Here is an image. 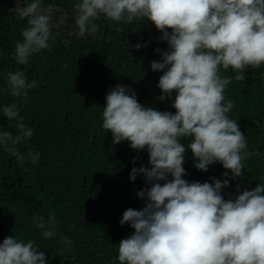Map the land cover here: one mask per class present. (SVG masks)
Masks as SVG:
<instances>
[{"label":"clouds","instance_id":"9594fccd","mask_svg":"<svg viewBox=\"0 0 264 264\" xmlns=\"http://www.w3.org/2000/svg\"><path fill=\"white\" fill-rule=\"evenodd\" d=\"M74 10L81 36L95 34V21L101 17L116 23L148 20L170 48L156 50L162 62H152L151 69L163 72L158 83L162 98L176 93L175 114L142 106L121 85L108 92L102 112V128L111 133L112 144L128 141L134 150L147 148L151 166L130 173L131 181L139 173L151 187L137 193L146 200L142 210L123 213L121 226L129 224L134 232L118 244L119 264H264V183L225 200L221 192L227 179L210 184L182 178L186 150L197 170L206 172L219 162L232 178L240 177L245 162L260 155L247 150V139L229 116L235 105L224 93L232 77L222 76L221 68L232 69L235 80L244 81L245 70L264 65V0H78ZM12 11L27 20L13 55L19 65H28L33 54L48 49L55 39L51 16L42 0ZM5 79L15 100L0 106V114L14 122L16 134L0 130V148L22 166L35 164L39 153L31 148L21 153L19 146L34 135L21 111L36 81L30 82L19 69L7 72ZM182 139L191 142L182 144ZM34 220L45 239L56 235L54 214L47 221L39 215ZM60 240L71 245L66 236ZM38 249L34 241L8 236L0 243V264H46L45 253Z\"/></svg>","mask_w":264,"mask_h":264},{"label":"trees","instance_id":"16d2710c","mask_svg":"<svg viewBox=\"0 0 264 264\" xmlns=\"http://www.w3.org/2000/svg\"><path fill=\"white\" fill-rule=\"evenodd\" d=\"M30 2L0 0V106L15 100L7 91V72L19 69L30 82L36 81L21 111L34 135L19 151L31 148L40 156L37 163L22 166L0 148V243L8 236L34 241L45 253L46 264H119L118 244L134 232L129 224L121 226L123 213L142 210L146 200L137 193L151 187L139 173L131 181L130 173L151 166L147 148L134 150L128 141L112 144L111 133L102 128V112L108 92L121 85L135 93L142 106L175 114L176 93L162 98L158 83L163 72L151 69L152 62H162L156 50L169 51V45L148 20L116 23L101 17L95 21V34L81 36L75 24L78 0H42L55 39L48 49L33 54L28 65H19L13 54L27 20L12 10ZM221 75L232 77L224 93L235 105L229 116L247 139V150L260 155L252 156L242 175L232 178L219 162L206 172L197 170L193 154L186 150L182 178L210 184L227 179L221 195L234 200L264 183V65L245 70L244 81L235 80L232 69L221 68ZM0 130L16 134L14 122L2 114ZM25 167L31 171L26 173ZM49 214L55 215L56 235L45 239L34 217L47 221ZM61 236L71 245L63 244Z\"/></svg>","mask_w":264,"mask_h":264}]
</instances>
